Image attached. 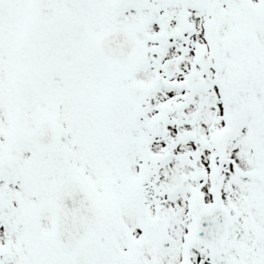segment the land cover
<instances>
[{
  "label": "snow or ice",
  "instance_id": "obj_1",
  "mask_svg": "<svg viewBox=\"0 0 264 264\" xmlns=\"http://www.w3.org/2000/svg\"><path fill=\"white\" fill-rule=\"evenodd\" d=\"M0 264H264V0H0Z\"/></svg>",
  "mask_w": 264,
  "mask_h": 264
}]
</instances>
